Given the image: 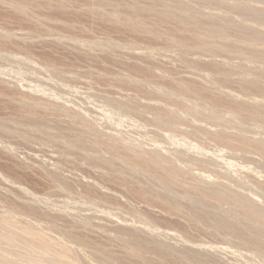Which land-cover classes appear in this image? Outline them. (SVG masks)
Returning <instances> with one entry per match:
<instances>
[{
  "label": "rangeland",
  "instance_id": "1",
  "mask_svg": "<svg viewBox=\"0 0 264 264\" xmlns=\"http://www.w3.org/2000/svg\"><path fill=\"white\" fill-rule=\"evenodd\" d=\"M107 1L123 5L120 1ZM194 1L191 5L199 9L201 3ZM213 1L209 10L221 12L215 4L219 0ZM10 2L14 3L0 0V124L11 129L7 133L0 128V208H5L0 212L18 209L16 214L19 218L26 213L30 221L44 228V232L63 237L51 232L46 225L55 220L59 228L86 241L89 245L87 250L91 251L92 246H103L125 264L133 263L118 238L135 241L133 233L136 227L148 236L151 234L152 241L154 238L161 240V243L178 252H186L197 260L204 259L211 264H264L262 251L244 245L233 232L198 219L190 200L180 201L177 207L166 205L158 190L150 189V183L94 163L79 150H69L56 141H46L25 131V116L44 117L55 126L54 121L63 116L49 106L66 105V108L84 114L87 121H93L103 133H118L124 140L136 141L146 148L160 146L173 151L180 148L189 158L192 157L191 160L194 159L192 161L196 166L206 162L202 164L204 166L194 167L206 171L212 178L226 179L225 182L229 180V183L233 180L232 186H240L234 179H229L230 173L237 180H249L255 186L246 170H257L264 176V166L257 159L261 156L244 145L240 136L264 137V124L249 121L239 128L241 130L237 125L223 127L205 117L191 114L182 106L196 101L197 97L192 92H199L206 86L201 71H210L209 64L205 63L207 60L204 61L206 57L189 55V60L198 62L195 64L198 69L181 64L177 58L170 44L187 35L182 34L175 24L157 22L156 18L149 21L159 27L156 34L148 33L141 27L117 23L111 18L91 13L87 0H73L64 9L54 2L30 0L33 11L29 14L17 11ZM232 16L241 20L235 13ZM96 42L109 43L113 48L97 47ZM145 51L153 52L154 56L147 57ZM133 80L139 81V84ZM174 83L192 92L169 98L151 89L158 86L176 93ZM229 89L246 98L255 93L253 90L243 91L235 84ZM106 97L122 100L129 106L120 109ZM23 100L32 103V106L24 105ZM227 103L225 100L216 107L225 111ZM169 107L177 110L182 117L176 121L178 130L155 121L156 112ZM201 107L209 112L215 105L201 101ZM171 138L179 142L177 148ZM188 143L187 148L185 144ZM88 151L93 154L92 148ZM215 156L219 160L224 156V159L213 164ZM225 159L230 160L232 168L230 162V165H224ZM209 161L210 164H207ZM242 168L248 169L244 171ZM218 171L229 176L224 173L219 175ZM177 183L189 185L185 181ZM21 200H27L28 204L23 205ZM31 201H34L35 207ZM29 203L34 211L27 210ZM227 208L225 206L223 210ZM253 235L250 232L247 234L250 238ZM149 237L145 239L151 241ZM69 240L65 242L69 244ZM73 243L70 242L77 246ZM154 257V262L159 263ZM93 263L99 264L95 260ZM166 263L176 264L172 261ZM184 264L189 263L185 261Z\"/></svg>",
  "mask_w": 264,
  "mask_h": 264
},
{
  "label": "bare ground",
  "instance_id": "2",
  "mask_svg": "<svg viewBox=\"0 0 264 264\" xmlns=\"http://www.w3.org/2000/svg\"><path fill=\"white\" fill-rule=\"evenodd\" d=\"M10 1L14 2H10L12 7L21 13L29 14L33 11L30 0ZM46 1L54 2L64 9L73 0ZM87 1L90 3L88 10L91 13L111 18L117 23L141 27L151 34H156L159 28L157 24L153 25L149 22L151 18H156L157 22L175 24L179 31L187 36L173 40L170 44L171 48L175 50L181 64L191 69H198L195 65L198 62L189 60V55L206 57L204 61L207 60L205 63L209 64L210 71L208 73L201 71L202 81L206 85L203 90L192 92L189 88L174 83L176 93L167 92L158 86L151 88L155 93L169 98L178 94L194 93L197 97L196 101L191 104H182L183 108H186L191 114L205 117L208 121L219 126L237 125L238 130H241L239 128L249 121L264 124V6L261 7L264 0H219L215 4L217 3L218 8L223 12L220 10L221 12L215 13L208 8L214 4L213 0H198L201 3L199 9L193 7V4L191 5L194 0H190L191 2L189 0H115L122 2L123 5H116L107 0ZM255 3L258 5L261 3V5L258 6ZM231 13L241 17V20L234 18ZM95 46L106 47L107 50L113 48L112 45L105 42H96ZM145 52L147 57L154 56L151 51ZM133 82L139 84L137 80H133ZM232 84L238 85L243 91L253 90L255 93L251 98H246L237 94V91L229 89ZM106 99L120 109L129 106L122 100L120 102L112 97H106ZM225 100L228 101V109L218 110L216 106L224 103ZM201 101H209L215 107L210 108L207 112L201 107ZM21 102L26 106H32V103L24 100ZM51 105L49 108L52 107L53 111L61 113L64 119L62 117L55 120L56 125L52 126L44 117L37 118L28 115L23 118L25 131L34 133L46 141H56L69 150H79L86 159L92 160L94 163L114 168L113 171H121L150 183L152 185L150 189L154 191L153 188H156L166 205L177 207L180 201L190 200L192 210L198 219L206 223H213L217 228L233 232L244 245L256 247L264 253V204H262L264 201L262 199V202L260 201V198L264 200V176L260 175L262 172L257 173V170L254 169V171L251 169L247 171L248 168H242L244 171L246 170V174L247 172L251 174L255 186L251 185L247 178V181H243L240 175V180H237L229 173V179H234L240 185H234V187L231 184L233 180L231 183L228 182L229 180L225 182L226 179L218 180L219 178H212L206 171L196 169L194 167L196 164L192 161L194 159L191 160L192 157L189 158L182 152L183 150L180 151V148L178 150L176 146L180 144L176 139L171 138V141L174 140L176 144L174 147L177 148L174 151L171 150L172 148L166 150L160 146L146 148L136 141L124 140L118 133L101 132L93 121H91L92 123L87 121L84 114L76 113L66 108V105ZM36 106L39 107V104ZM181 118L179 112L170 107L163 108L162 111L155 114L156 122L166 124L172 130H178L176 121ZM0 128L7 133L11 132V129L2 123ZM190 132L192 133V130ZM240 137L243 139L244 145L261 156L257 159L264 166V137ZM185 145L188 148L190 144ZM89 148H92L93 154L88 153ZM217 156L213 157V159L215 158L214 163L211 161L213 164L224 159L222 156L223 158L220 157L222 159L219 160ZM226 161L223 162L224 165H230V160V163L228 161L226 163ZM200 164L197 163V166ZM202 164H206V162H202ZM207 164H210V161ZM229 165H226L227 168ZM232 165L231 163L230 167ZM261 168L263 169V167ZM241 170L238 171L243 173L244 171ZM178 181H185L189 185L181 186L177 183ZM254 187L258 190H254L256 189ZM29 195L31 196V194ZM30 199H27L28 202ZM27 200H21L24 202L23 205ZM29 205L27 210L34 211L35 208ZM33 206L35 207V204ZM225 206L228 208L223 210ZM0 209L5 208L1 207ZM17 211L19 213L18 209L11 208L6 212H0V264H94L93 260L99 264H125L123 260L103 246H92L91 251L87 250L86 247L89 245L86 241L67 232L66 229L59 228L57 223H54L55 220L49 221L50 223L46 225L51 232L63 237L52 236L44 232V228L41 229L36 222L30 221L26 213L23 214L24 216L20 213V217L23 218H19L16 214ZM138 228L136 227V231L133 233L135 241H130L125 237L118 238L124 252L133 264H165L167 261L176 264H184L185 261L189 264H211L204 259L197 260L194 256L189 257L186 252H178L175 248L161 243V240L158 241L156 238H154L156 241H152L149 237L151 234L148 236ZM144 228L147 229L145 226ZM144 228L142 229L144 230ZM249 232L254 234L253 237L247 236ZM142 233L151 241L143 238ZM172 236L174 237V235ZM64 237L67 242L70 239L71 243H77V246L71 245L70 242V245L67 244ZM175 237L177 236L175 235ZM86 250L90 251L89 255ZM154 256L158 258L157 262L159 261V263L154 262L156 260ZM212 262L214 263L213 260Z\"/></svg>",
  "mask_w": 264,
  "mask_h": 264
}]
</instances>
